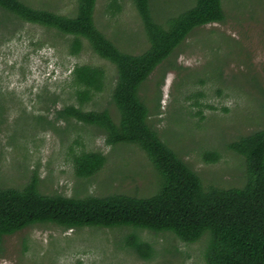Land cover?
<instances>
[{
  "label": "rangeland",
  "instance_id": "rangeland-1",
  "mask_svg": "<svg viewBox=\"0 0 264 264\" xmlns=\"http://www.w3.org/2000/svg\"><path fill=\"white\" fill-rule=\"evenodd\" d=\"M36 9L75 17L78 0H20ZM115 3L120 7L113 13ZM154 18L164 24L196 0H150ZM226 19L195 29L145 83L141 94L150 125L195 171L206 188H243L249 180L245 159L228 145L264 129V0H223ZM97 27L123 52L149 47L133 0H98ZM71 36L22 21L0 8V186L22 188L34 173L47 195L72 198L124 194L152 196L160 181L137 146H109L96 127L56 120V111L76 104L67 86L77 65L101 67L106 87L85 110L117 109L112 92L116 67L96 55L89 43L72 55ZM100 152L104 168L79 178L73 157ZM218 153L217 163L204 155ZM129 230L65 231L38 225L6 237L0 264H205L210 237L194 244L171 233L140 232L152 244L150 260L124 243Z\"/></svg>",
  "mask_w": 264,
  "mask_h": 264
},
{
  "label": "trees",
  "instance_id": "trees-1",
  "mask_svg": "<svg viewBox=\"0 0 264 264\" xmlns=\"http://www.w3.org/2000/svg\"><path fill=\"white\" fill-rule=\"evenodd\" d=\"M97 1L78 0L75 17L36 9L20 0H0V8L24 22L73 37L72 55L81 52L82 40H86L96 55L116 67L117 82L112 92L116 116L109 110H85L96 94L105 90L106 72L97 66L77 65L67 83L76 104L57 110L56 120H75L96 127L109 146H137L159 175L158 188L148 197L47 195L39 189L38 175L34 173L22 188L0 186V248L6 237L52 224L65 231L129 230L124 243L143 260L154 255L153 245L139 235L149 231L171 233L187 244L207 235L210 241L205 264H264V129L228 145L247 163V185L206 188L198 173L150 125V109L141 94L153 73L195 29L225 21L223 0H196L194 7L170 18L165 25L155 20L150 0H133L149 41L147 50L138 55L120 50L97 27ZM110 9L115 13L120 7L113 3ZM220 159L215 152L204 155L207 163ZM106 162L107 157L100 152H82L73 157L79 178L96 175Z\"/></svg>",
  "mask_w": 264,
  "mask_h": 264
}]
</instances>
